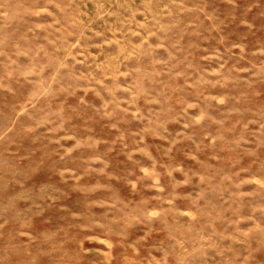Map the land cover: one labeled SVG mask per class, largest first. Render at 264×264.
<instances>
[{"label":"rangeland","instance_id":"374dc122","mask_svg":"<svg viewBox=\"0 0 264 264\" xmlns=\"http://www.w3.org/2000/svg\"><path fill=\"white\" fill-rule=\"evenodd\" d=\"M0 264H264V0H0Z\"/></svg>","mask_w":264,"mask_h":264}]
</instances>
